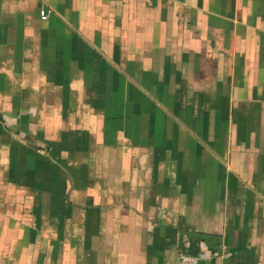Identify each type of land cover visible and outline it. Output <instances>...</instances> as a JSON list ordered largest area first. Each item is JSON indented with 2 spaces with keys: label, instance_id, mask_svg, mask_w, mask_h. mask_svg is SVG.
<instances>
[{
  "label": "crops",
  "instance_id": "1",
  "mask_svg": "<svg viewBox=\"0 0 264 264\" xmlns=\"http://www.w3.org/2000/svg\"><path fill=\"white\" fill-rule=\"evenodd\" d=\"M49 159L98 264H264V0H0V195Z\"/></svg>",
  "mask_w": 264,
  "mask_h": 264
},
{
  "label": "rangeland",
  "instance_id": "2",
  "mask_svg": "<svg viewBox=\"0 0 264 264\" xmlns=\"http://www.w3.org/2000/svg\"><path fill=\"white\" fill-rule=\"evenodd\" d=\"M30 146L27 140L20 148L25 151ZM58 167L55 172L51 159L48 164L41 160L39 174H17L13 188H8L13 182L7 173V189L0 195V264H98L103 260L105 240L93 237L101 225L99 216L95 208L75 202L68 191L67 166L63 162Z\"/></svg>",
  "mask_w": 264,
  "mask_h": 264
},
{
  "label": "built area",
  "instance_id": "3",
  "mask_svg": "<svg viewBox=\"0 0 264 264\" xmlns=\"http://www.w3.org/2000/svg\"><path fill=\"white\" fill-rule=\"evenodd\" d=\"M49 13H50L49 10L46 8H42L40 10V15L43 19H46L49 16ZM208 256H209V253L207 252L198 253V254L182 253L180 255V258L184 263L190 264V263H195L200 260H203L205 257H208Z\"/></svg>",
  "mask_w": 264,
  "mask_h": 264
}]
</instances>
